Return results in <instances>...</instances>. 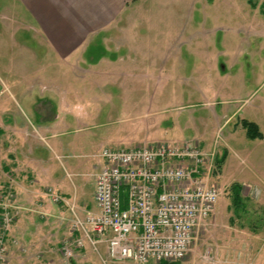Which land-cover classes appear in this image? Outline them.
<instances>
[{
  "label": "rangeland",
  "instance_id": "obj_1",
  "mask_svg": "<svg viewBox=\"0 0 264 264\" xmlns=\"http://www.w3.org/2000/svg\"><path fill=\"white\" fill-rule=\"evenodd\" d=\"M8 1L0 0V125L4 104L32 124L34 113L61 114L55 127L71 144L68 193L79 214L95 207L103 148L196 143L223 155L210 179L222 194L186 256L164 262L264 264V0H131L63 61ZM60 214V240L73 238L68 208ZM16 241L21 264H136L110 260L104 243L67 259L58 240L31 258Z\"/></svg>",
  "mask_w": 264,
  "mask_h": 264
},
{
  "label": "built area",
  "instance_id": "obj_2",
  "mask_svg": "<svg viewBox=\"0 0 264 264\" xmlns=\"http://www.w3.org/2000/svg\"><path fill=\"white\" fill-rule=\"evenodd\" d=\"M100 157L102 166L94 174V210L81 216L74 200L52 187L46 189L50 200L66 206L71 216L74 237L61 241L59 253L70 259L87 244L97 250L104 243L107 257L118 262L184 258L222 194L210 180L215 149L201 150L192 142H156L103 148ZM14 201L12 188L0 187V264L7 263L8 238L17 218Z\"/></svg>",
  "mask_w": 264,
  "mask_h": 264
},
{
  "label": "crops",
  "instance_id": "obj_3",
  "mask_svg": "<svg viewBox=\"0 0 264 264\" xmlns=\"http://www.w3.org/2000/svg\"><path fill=\"white\" fill-rule=\"evenodd\" d=\"M10 1L9 6H19L25 12L32 22L30 26L44 39L53 54L63 61L79 57L78 48L83 42L91 34L105 30L116 22L131 0ZM3 109L6 125H0V187L9 185L12 188L18 207L8 238L7 260L8 264H21V256L12 239L23 243L31 252L30 258L37 252L47 253L55 240H58V247L62 241L60 221L63 215L60 208L63 205L53 203L46 189L54 187L69 200L78 199L75 192L73 198L68 193L71 188L66 170L74 167L71 160L74 155L70 152V141L68 144V140L59 139L66 134L65 129L55 127L65 123L59 112H55L50 119H45L42 113H34L37 117L32 124L18 119L6 104ZM94 190L95 187L91 197L95 204ZM95 207L87 205L89 210ZM23 261L30 263L32 260Z\"/></svg>",
  "mask_w": 264,
  "mask_h": 264
},
{
  "label": "trees",
  "instance_id": "obj_4",
  "mask_svg": "<svg viewBox=\"0 0 264 264\" xmlns=\"http://www.w3.org/2000/svg\"><path fill=\"white\" fill-rule=\"evenodd\" d=\"M250 2H251V4H252V0H249ZM249 126L251 127V128H255V126L253 125V124H249ZM223 158V155L220 157V158H217V162H220L221 161V159ZM234 190H235V195H234V197H233V204L234 205H238L239 204V202H240V193H241V188H240V186L239 185H236L235 187H234ZM162 263H164V264H179V263H176V262H170V263H168V262H162Z\"/></svg>",
  "mask_w": 264,
  "mask_h": 264
}]
</instances>
